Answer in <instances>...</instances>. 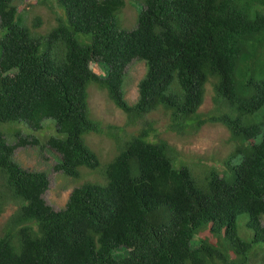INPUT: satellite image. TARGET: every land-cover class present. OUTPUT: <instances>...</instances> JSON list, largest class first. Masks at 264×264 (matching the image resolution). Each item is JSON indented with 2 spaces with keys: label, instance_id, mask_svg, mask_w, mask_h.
I'll return each instance as SVG.
<instances>
[{
  "label": "trees",
  "instance_id": "1",
  "mask_svg": "<svg viewBox=\"0 0 264 264\" xmlns=\"http://www.w3.org/2000/svg\"><path fill=\"white\" fill-rule=\"evenodd\" d=\"M24 1L0 0V123L32 131L15 144L0 134V217L13 211L0 264H264V0H133L140 10L130 30L127 0H55L63 15L42 36L34 30L44 18L31 28L19 18ZM134 60L147 72L131 105L123 89ZM92 84L130 123L164 111L177 135L221 125L232 152L220 169L177 167L167 139L151 138L156 121L127 133L94 119ZM47 120L56 135L42 144L34 133ZM90 134L118 151L105 185L82 177L81 168L101 167ZM27 146L50 148L58 173L84 181L65 209L45 200L46 172L15 160Z\"/></svg>",
  "mask_w": 264,
  "mask_h": 264
},
{
  "label": "rangeland",
  "instance_id": "2",
  "mask_svg": "<svg viewBox=\"0 0 264 264\" xmlns=\"http://www.w3.org/2000/svg\"><path fill=\"white\" fill-rule=\"evenodd\" d=\"M44 1H46V4H42V0H26L22 3H18L20 10L19 18L24 21V25L31 28L33 20L36 17L41 16L44 18V24L37 30H34L37 36L46 35V33L58 24V20L63 15V11L59 8L57 1ZM139 10V5L136 2L127 0V8L123 19L124 24L122 23L124 29L130 30L135 27L137 12H139ZM80 40L83 41L84 39L81 37ZM146 69V65L143 61L136 60L132 62L126 70L124 93L130 104H134L138 101L139 83L144 78ZM96 71L100 73L98 69ZM88 91L90 94L92 116L94 119L100 121L105 129L112 126L123 128L127 133H131L145 127L147 118L137 124L129 123L127 116L115 106L110 100L107 92L101 90L95 84L90 85ZM213 107V92L210 91L206 95L201 111L207 114ZM149 119L157 123L154 127L155 132L152 133L151 138L167 139L177 151V167L190 165L194 167L197 172L202 171L207 166H216L220 169L222 162L229 153L232 152L233 145L229 144L228 140L230 135L225 127L209 124L202 127L199 131L190 130L183 135H177L175 133H169V116L164 111L152 113L149 115ZM47 125H52L50 126L51 129H49ZM44 126H46V128L43 131L34 133L42 144H45L47 135H56L55 122L47 120ZM18 132H23L22 136L26 138V134L30 135L32 131L28 129L25 124L0 123V134L8 138L11 144L18 142V139L14 138L15 133ZM86 140L93 149L90 148L97 153L98 157L101 159L100 169H105L108 164L107 162L112 160L116 155L114 142L106 135L96 134L86 137ZM15 159L25 169L46 172L49 175L51 184L44 198L47 203L56 210L65 208L74 188L80 186L84 181L93 183L103 182V178L99 173L84 171V181L82 182H75L73 178L58 173L55 170V166L58 165L60 161V155L47 147L44 150H41L39 146L18 148L15 152ZM82 169L84 168L80 170ZM12 213L13 211L9 210L0 217V234L2 233V226ZM246 231L247 229L241 224L239 229L240 235L244 236Z\"/></svg>",
  "mask_w": 264,
  "mask_h": 264
},
{
  "label": "clouds",
  "instance_id": "3",
  "mask_svg": "<svg viewBox=\"0 0 264 264\" xmlns=\"http://www.w3.org/2000/svg\"><path fill=\"white\" fill-rule=\"evenodd\" d=\"M134 61H136V60H134ZM133 61V62H134ZM145 63V62H144ZM146 65V64H145ZM147 68V67H146ZM127 70V69H126ZM146 72H147V69H146ZM146 75V74H145ZM145 77V76H144ZM126 78V77H125ZM143 80V79H142ZM141 80V81H142ZM141 83V82H140ZM140 83H139V86H140ZM125 84V83H124ZM124 90V89H123ZM125 94V93H124ZM139 96H140V94H139ZM126 98V97H125ZM139 99V98H138ZM111 100V99H110ZM127 100V99H126ZM128 101V100H127ZM137 103V102H136ZM130 104V103H129ZM135 104V103H134ZM134 104H131V105H134ZM116 106V105H115ZM117 107V106H116ZM118 108V107H117ZM119 109V108H118ZM121 110V109H120ZM122 111V110H121ZM123 112V111H122ZM124 113V112H123ZM154 113V112H153ZM125 114V113H124ZM126 115V114H125ZM151 115V114H150ZM127 116V115H126ZM149 116H147V118H148ZM127 119H128V116H127ZM145 120V119H144ZM143 121V120H142ZM128 122H129V119H128ZM130 123V122H129ZM131 124H134V123H131ZM209 124H211V123H206V124H204L202 127H204V126H206V125H209ZM213 125H218V124H213ZM146 126V125H145ZM219 126H221V125H219ZM202 127H193V128H191V129H189L188 131H190V130H195V131H199L200 129H202ZM223 127V126H222ZM28 128V127H27ZM187 131V132H188ZM22 133L23 132H21L19 135L17 134V133H15V136H14V138H17L18 140H19V138H20V136L21 137H23L22 136ZM26 135H28V134H26ZM90 135H93V134H90ZM90 135H88V136H90ZM96 135H98V134H96ZM103 135H105V134H103ZM87 136V137H88ZM5 137V136H4ZM6 138V137H5ZM7 141L10 143V141H9V139L7 138ZM87 141V140H86ZM113 141V140H112ZM114 142V141H113ZM11 144V143H10ZM12 144H15V143H12ZM87 144H88V142H87ZM230 144V143H229ZM114 145H115V143H114ZM89 148L91 147L89 144L87 145ZM21 148V147H20ZM92 148V147H91ZM90 148V149H91ZM115 148H116V146H115ZM93 149V148H92ZM91 149V150H92ZM93 151V150H92ZM97 154V153H96ZM118 154V151H117V149H116V155ZM115 155V156H116ZM114 156V157H115ZM113 157V158H114ZM100 159V158H99ZM16 160V159H15ZM100 161H101V159H100ZM110 161H112V160H110ZM110 161L109 162H107L108 164L110 163ZM18 163V162H17ZM101 163V162H100ZM19 164V163H18ZM107 164V165H108ZM20 165V164H19ZM223 166V162H222V165H221V167ZM23 167V166H22ZM24 168V167H23ZM28 170V169H27ZM31 171V170H30ZM84 171L85 172H89V173H99V174H101V176H102V178H103V182H96V183H93V182H90V181H88L89 183H93V184H97V185H105L106 184V176L104 175V173H103V169H99V170H97V171H93V172H90V171H88V170H86V169H82V177H84ZM35 172H40V171H35ZM71 178V177H70ZM74 181H76V180H74ZM77 182V181H76ZM77 187H79V186H77ZM75 189V188H74ZM73 192V191H72ZM72 194V193H71ZM71 196V195H70ZM69 199H70V197H69ZM46 200V199H45ZM68 202H69V200H68ZM67 202V203H68ZM49 205V204H48ZM12 206H14V204H12ZM51 206V205H50ZM66 206H67V204H66ZM66 206H65V208H66ZM51 207H53V206H51ZM64 208V209H65ZM55 209V208H54ZM56 210V209H55ZM61 210H63V209H61ZM12 211V210H11ZM57 211H60V210H57ZM264 220V219H263ZM264 224V223H263ZM244 235H246V233L244 234Z\"/></svg>",
  "mask_w": 264,
  "mask_h": 264
}]
</instances>
